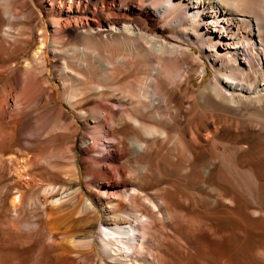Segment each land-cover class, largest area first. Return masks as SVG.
<instances>
[{
    "label": "bare ground",
    "instance_id": "obj_1",
    "mask_svg": "<svg viewBox=\"0 0 264 264\" xmlns=\"http://www.w3.org/2000/svg\"><path fill=\"white\" fill-rule=\"evenodd\" d=\"M0 62V264H264V0H0Z\"/></svg>",
    "mask_w": 264,
    "mask_h": 264
},
{
    "label": "rangeland",
    "instance_id": "obj_2",
    "mask_svg": "<svg viewBox=\"0 0 264 264\" xmlns=\"http://www.w3.org/2000/svg\"><path fill=\"white\" fill-rule=\"evenodd\" d=\"M44 15V14H43ZM40 20H41V18H39ZM39 19H37L36 20V23L34 24L35 26L38 24V22H39ZM27 53H23V54H21L20 56H18V58L17 57H15V58H13V60L15 61V62H19V63H22L23 62V60H24V58L27 56L26 55ZM13 61V62H14ZM2 63L0 62V65H1ZM213 76L211 75V73H210V75H209V77H207L206 78V81L205 82H207V81H209L211 78H212ZM201 80H202V76H199V77H197V79H196V84H199L200 82H201ZM58 88H60V86L58 85ZM66 110L67 111H69V109H67L66 108ZM72 114V113H71ZM82 132H84V130H82ZM53 264H55V262H53Z\"/></svg>",
    "mask_w": 264,
    "mask_h": 264
}]
</instances>
